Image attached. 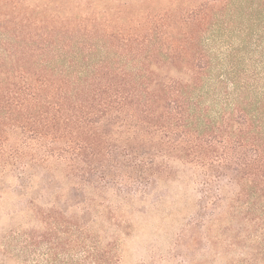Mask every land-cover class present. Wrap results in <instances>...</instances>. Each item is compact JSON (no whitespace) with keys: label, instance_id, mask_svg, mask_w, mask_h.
<instances>
[{"label":"trees","instance_id":"1","mask_svg":"<svg viewBox=\"0 0 264 264\" xmlns=\"http://www.w3.org/2000/svg\"><path fill=\"white\" fill-rule=\"evenodd\" d=\"M58 2L0 0V175L36 223L12 256L119 264L126 207L180 166L198 197L171 258L200 264L201 230L217 246L237 215L216 217L217 181L264 215V0ZM235 231L232 251L254 238ZM227 264H264V236Z\"/></svg>","mask_w":264,"mask_h":264},{"label":"rangeland","instance_id":"2","mask_svg":"<svg viewBox=\"0 0 264 264\" xmlns=\"http://www.w3.org/2000/svg\"><path fill=\"white\" fill-rule=\"evenodd\" d=\"M62 1H64L62 9L67 14L69 13V0ZM38 4L45 5V9L47 7L55 11L59 7L58 0H38ZM147 6L150 7V4L148 3ZM148 15L150 17V8ZM139 30L140 28L138 32ZM175 176L172 181L160 182L157 188L148 192L147 197H137L130 203V206L126 207L125 214L128 224H125L121 230H117L116 236L120 240L119 264H177L171 258L174 242L194 213L198 196L195 179L190 171L179 166L176 168ZM11 186L12 182L0 175V247L10 234L16 233L17 237L11 242V253L6 256L0 255V264H54L47 261V251L43 246H38L34 252L26 249L23 255L20 256L18 253L15 257L12 256L14 249L21 242L19 233L31 232L35 229L36 223L30 215L16 212V207L20 206L21 202L13 198ZM239 191V186L231 181H217L215 186L218 203L215 211L216 217L224 219L226 208L230 206L234 207L232 209L237 215L233 213L235 219L232 224L229 218L212 228V241L214 242L216 238L223 240V243L220 240L217 246L210 245L207 229L201 230V243L196 257L200 264H227V256L229 259L241 250L250 251L257 246L260 237L264 236V215L257 210L250 211L252 215L247 216L250 220L243 219V214L238 215V207L241 205L237 198ZM260 206L263 207L259 204ZM75 213H79V210ZM226 226L232 229L223 232ZM37 229L38 234L43 233L44 225L39 224ZM235 229H242L246 236L251 235L254 238L243 241L232 251V249H227L225 242L233 239V235H236ZM224 239L228 240L224 242Z\"/></svg>","mask_w":264,"mask_h":264}]
</instances>
